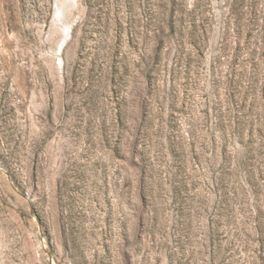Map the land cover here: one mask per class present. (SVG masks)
I'll return each mask as SVG.
<instances>
[{
    "label": "rangeland",
    "instance_id": "374dc122",
    "mask_svg": "<svg viewBox=\"0 0 264 264\" xmlns=\"http://www.w3.org/2000/svg\"><path fill=\"white\" fill-rule=\"evenodd\" d=\"M0 264H264V0H0Z\"/></svg>",
    "mask_w": 264,
    "mask_h": 264
}]
</instances>
